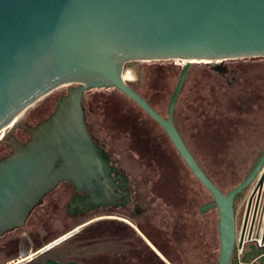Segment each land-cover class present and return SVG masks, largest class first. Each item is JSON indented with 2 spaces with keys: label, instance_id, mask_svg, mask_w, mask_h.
<instances>
[{
  "label": "water",
  "instance_id": "1",
  "mask_svg": "<svg viewBox=\"0 0 264 264\" xmlns=\"http://www.w3.org/2000/svg\"><path fill=\"white\" fill-rule=\"evenodd\" d=\"M254 56H264V0H0V153L7 149L2 139L8 129L20 120L41 119L65 85L77 84L64 104L31 130L28 142L17 143L0 160V235L21 225L58 182L82 188L98 179L108 163L86 129L82 95L89 88H115L161 125L210 192L213 202L200 211L217 206V264H229L236 234L234 198L259 175L258 182L264 181V154L224 193L183 143L173 110L191 63L216 65L212 61ZM166 59L185 62L165 119L127 84L123 68L128 61ZM42 264L84 263L48 258Z\"/></svg>",
  "mask_w": 264,
  "mask_h": 264
},
{
  "label": "flooded vegetation",
  "instance_id": "2",
  "mask_svg": "<svg viewBox=\"0 0 264 264\" xmlns=\"http://www.w3.org/2000/svg\"><path fill=\"white\" fill-rule=\"evenodd\" d=\"M226 60L231 59L216 61V65H212L210 62H199L211 67V73L214 75L213 84L217 87L216 91L209 95L205 92L201 94L200 100L202 102L197 103L195 116L187 112L182 119L174 118L173 110L172 119L173 125L198 166L220 190L222 188L212 176L211 169L207 167L208 164L201 162V158L208 156L216 158V155H211V153L221 152L222 141L224 140L231 142L229 146L231 157H234V145L237 142L264 141V102L260 104L256 102L255 104H258V106L254 108L251 100L253 93L248 92L252 89L254 81L264 86V74L255 72L257 73L255 77L253 71L250 70V72L241 75L242 72L236 70L239 68L236 65L221 63ZM185 79L183 83L186 81ZM76 86L77 84L65 85L58 92L53 103L44 108L46 110L50 107L41 119L36 120L33 118L32 122L24 123L20 120L10 130L8 129L4 134L5 137L3 136L5 139H2L7 149L0 153V160L8 156L17 143L25 144L28 142L32 136L31 130L45 122L53 114L59 102L64 104V100L69 97ZM244 89L247 92H244ZM219 92L223 94V98L220 100L221 104L218 103L215 106V102H212L210 98L214 94L219 97ZM83 95L82 108L86 129L94 144L101 150L108 165L102 169L98 179L93 180L87 187L75 188L74 184L67 180L58 182L32 207L21 225L0 235L9 233V237L0 243V248H9V254L13 253L12 255H14L13 251L16 249L15 242L17 240H19L17 248L19 251L36 244V242L39 245L46 234L42 222L45 209L52 202L55 207L67 202L66 214L68 218L85 219V222L95 218L87 224L94 222L96 224L88 227L86 236L79 237V240L64 249L66 253H70L65 261L57 259L58 261L100 264L94 262L93 255L90 254L88 247L95 238H103L104 240L119 239L125 246L127 245L128 250L121 257L123 264H214L218 262L220 254L218 208L214 205L200 211L203 206L213 202V198L182 159L161 125L149 115V125L146 129L140 126L138 118L126 119L125 122L119 120V128L126 131L127 136L124 135L125 140L115 142L108 133L102 134L103 128H100L98 120L94 117L95 115L93 116L95 111L92 105L89 104L88 106L84 102ZM203 99H206V102ZM190 105V102L186 103V107H190ZM150 106L163 118H167L168 108L165 113L164 110L162 111L154 104H150ZM260 115H262V118H259ZM207 133L211 135L212 139V142L208 145L207 142L205 143ZM148 139L150 145L146 143L147 145L144 146L142 152L149 153V159L144 162V165L137 164L133 157L134 153H139L140 148L143 147L141 144L148 141ZM163 142H166L164 145L167 146L168 144L169 148V154L166 153L165 157L176 156L178 159L173 164L169 158L166 170L162 166L153 165V160L158 161L157 158H164L161 151V143ZM115 144H119L125 149L120 150V152ZM9 147L11 148L10 152ZM211 148H213L212 151ZM243 164L237 165L234 162L233 165V171L241 174L239 181L243 180ZM218 166L219 162L214 160V169ZM215 171L214 173H218ZM261 173L264 174V169ZM190 174L194 176L196 181H187ZM259 176L246 187L249 195L245 199L246 192L239 202L240 204L242 200H246V203L243 204L244 207L238 209L239 204L237 206L233 205L236 234L231 257L236 254L241 264H244L240 259L245 252L253 255L251 261L246 264L256 262L264 264V260H262L264 259V181L259 183ZM59 186H62L58 190L59 195L55 194L56 196H53L52 192ZM206 192L210 196L209 200H205ZM61 195L66 196L67 199L61 200ZM45 201L48 205H45ZM242 208L243 217L241 218ZM31 216L33 220H40L38 223H41L36 232L34 230L30 231L29 227L23 228ZM113 220H119V230L108 226L102 228L101 222H111ZM82 223L84 221L68 228L53 240L78 226L81 228ZM79 231L69 235L68 238ZM32 234H36L37 240L31 239ZM41 248L39 246L36 251ZM36 251L33 250L32 253ZM46 251L37 253L28 259L29 264H39L45 258ZM20 253L24 254L23 251ZM108 261L111 262L110 259Z\"/></svg>",
  "mask_w": 264,
  "mask_h": 264
},
{
  "label": "rangeland",
  "instance_id": "3",
  "mask_svg": "<svg viewBox=\"0 0 264 264\" xmlns=\"http://www.w3.org/2000/svg\"><path fill=\"white\" fill-rule=\"evenodd\" d=\"M184 62L185 61L177 60V59L128 61L124 64V68H123V74L126 75V78L124 80L128 84L133 85L135 89L143 96V98H145L150 104H154L162 111L164 110L166 113V105L168 98L171 94L173 87L175 86L179 72L183 67ZM221 63L222 64L226 63L225 65L231 64L232 66L236 65L237 67H239L236 70H241L242 72L241 75H244L248 71L250 72V70L253 71L255 77L257 76V73L255 72H258L259 74H264V57H249L244 59L237 58V59L226 60ZM189 69L191 70V74L188 79V82L186 83L181 99L177 105L176 117L178 119H182L187 112H190L191 114L194 115L196 112L195 107L197 103L202 102L200 100L201 94H203L204 92L206 94L208 93V95L212 94V92L216 91L215 89L217 88L213 84L214 75L213 73H211V67L203 63L201 64L199 62H193L191 63ZM257 84L259 85L257 86ZM261 85L262 84H260L259 82L254 81V83L252 84V89L248 91L250 93H253V95H251L252 96L251 100L254 108H257L256 106H258V104H255L256 102H258L259 104L261 102H264V86ZM243 91L247 92L246 89H244ZM222 95L223 94L222 93L220 94L219 92V97H217L216 94H214L213 97L210 98L212 102L213 101L215 102V106L218 105V103L221 104L220 100L223 98ZM83 99L88 106L89 104L92 105V108L95 111L93 116L95 115L94 117L98 120V124L100 128H103L102 134L108 133L110 138L115 142L125 140L124 135L127 136V134H125L126 131L119 128L120 127V122H118L119 120H124L125 122L126 119L133 120L135 118H138L139 120L138 122L140 123V126L142 128L146 129V127H148L149 125L148 119H150V117L135 102H133L123 93H121L120 91L114 88H89L85 90ZM203 101L206 102V99L205 100L203 99ZM187 102H190L192 107L191 105L190 107L188 106L186 107ZM185 107H186V111H185ZM259 118H262V115H260ZM180 123L182 124V122ZM105 130H107L108 132H106ZM206 142L207 145L212 142L211 135H209L208 133L206 135L205 143ZM146 143L150 145L149 139L148 141L141 144V146L143 147L140 148L141 151H139V153H134L133 157L135 158L137 164L144 165V162L149 159V153L142 152L144 151V146L147 145ZM165 143L166 142L161 143L162 145L161 151L163 152L162 154L164 158H157L158 161H156V159L153 160V165L162 166L164 170H166V167L169 164V158L170 160H172L173 164L174 162L176 163L178 161L176 156L175 157L171 156L169 158L165 157L166 153H168L169 150L168 144L166 146L164 145ZM230 143H231L230 141L228 142L225 140L222 141L221 152L216 151L214 153H211V155L214 156L216 155V158L214 157L212 158L211 156H208L201 158L202 161L200 160L202 163L204 162L208 164L207 167L211 169L212 176L214 177L218 185L222 188V190H228L234 185H236L239 182L241 176L239 172L233 171L235 157L233 156L231 157L232 154L229 149ZM116 146L119 148L118 151L125 149V147L121 145L119 146V144ZM169 147H170V143H169ZM212 149L213 148H211V151ZM130 151H132V149H130ZM214 160L216 162H219V166L216 169H214ZM214 170H216L215 172L218 173H214ZM187 181L193 182L196 180L194 176L190 174ZM61 187L62 186H59L57 189H55L52 192V195L54 194L53 196H56L55 194H58V190L61 189ZM246 192L247 191H245V193ZM248 195H249V191L245 195V199L247 198L246 196ZM60 198L61 200L67 199L66 196L64 195H61ZM209 199L210 196L208 192H206L205 200H209ZM66 203L64 204L61 203L57 207H55L53 202L50 203L49 205L46 202L45 205L48 206L45 209V214L42 215V222L44 224V228L46 231L44 240L40 242L38 241L39 245H37L36 242V244H33L32 246L29 247H25L24 250H20V251L19 249H17L19 242V240H17L15 242L16 249L15 251H13L14 255H12L13 253L9 254V248L6 247L0 248V264H29L28 262L29 258L26 257H29L33 252V250L36 251L37 248H39V246L43 247L45 244L51 243L50 241L53 240V238H56L57 236H59V234H61L68 228L75 226L77 223L81 221H84V223L81 224L82 227L79 228L78 230L96 224V222L87 224L92 222L95 218H91L89 221L86 222L85 219L77 220V219L68 218L66 214ZM244 203H246V200L245 201L242 200V202L238 205V209H240V207H244L243 206ZM32 216L29 218V220L26 222V226H24L23 228L29 227L30 231L34 230V232H36L39 224L41 223H38V221L40 220H33ZM242 217H243V208L241 210V218ZM118 221L119 220H113L111 222H101L100 224L102 225V228L108 226L110 228H115L119 230ZM78 230H76L75 232H77ZM35 235L36 234H32L30 236L31 239L37 240ZM8 237H9V233L0 236V243ZM68 237L69 236L54 243L52 246L48 248L53 247L54 250L60 251L62 249L68 248L72 243L79 240L77 234L69 238L68 240L63 241ZM206 248L208 249V247ZM88 250L89 252H91L90 254L93 255L94 262L100 264H119L122 261L121 257H123V254L126 253L128 248L127 245L125 246L119 239L104 240L103 238H98V239L95 238L92 244L89 245ZM22 251L24 252V254L20 253ZM200 251H201V246H200ZM109 259L111 260V262L108 261ZM121 264H123V262H121ZM254 264H259V262H256Z\"/></svg>",
  "mask_w": 264,
  "mask_h": 264
},
{
  "label": "trees",
  "instance_id": "4",
  "mask_svg": "<svg viewBox=\"0 0 264 264\" xmlns=\"http://www.w3.org/2000/svg\"><path fill=\"white\" fill-rule=\"evenodd\" d=\"M202 64V63H201ZM180 73V72H179ZM190 74H191V70L188 69L187 71V75H186V81L183 83L181 89H180V92H179V95H178V98L176 100V103H175V107H174V118H176V112H177V105H178V102L180 101L181 99V96H182V93L184 91V88L186 86V82L188 80V78L190 77ZM128 84V83H127ZM176 84V83H175ZM133 90H135L139 95H141L133 85L131 84H128ZM175 87V86H174ZM174 87L171 91V94L168 98V101H167V105H166V109L168 108V104H169V101H170V98L172 96V93L174 91ZM115 89V88H114ZM117 90V89H116ZM119 91V90H118ZM122 93V92H121ZM125 95V94H124ZM126 96V95H125ZM142 96V95H141ZM143 97V96H142ZM129 98V97H128ZM130 99V98H129ZM145 99V98H144ZM146 100V99H145ZM133 101V100H132ZM147 101V100H146ZM134 102V101H133ZM148 102V101H147ZM234 157H235V163L237 165H241L243 164L244 162V171L242 173V179H244L249 173L250 171L252 170V168L254 167V165L256 164V162L258 161V159L260 158V156L262 155V153H264V141H240V142H237L235 143L234 145ZM252 153V155H251ZM241 179V180H242ZM241 181H239L238 183H240ZM237 183V184H238ZM236 186V185H234ZM233 186V187H234ZM233 187H231L230 189L228 190H222V192L224 193H228ZM245 191H247V188H244L242 191H240L234 198V203L233 205L234 206H237L240 202V200L242 199V197L244 196L245 194ZM83 222V221H82ZM81 222L77 223V224H80ZM88 230V227L87 228H83L82 230H80L77 234H78V237H81V236H86V232ZM75 234V235H77ZM73 237V236H72ZM71 238V237H70ZM69 239V238H68ZM67 239V240H68ZM66 241V240H65ZM66 249V248H65ZM63 251H56L54 250L53 248H49L47 249L46 253H45V258L44 259H47V258H52V259H59V260H64L67 259V255L70 254V253H66V251L64 249H62ZM256 252V251H254ZM235 253V252H234ZM253 254H256V253H253ZM253 258V255H250L249 253H246L241 257L240 261L243 262L244 264H246L247 262H250L251 259ZM43 259V260H44ZM43 260H41V262H39V264H42L43 263ZM214 264H217L214 263ZM229 264H241L239 263L237 257H236V254H233V256L231 257L230 261H229Z\"/></svg>",
  "mask_w": 264,
  "mask_h": 264
},
{
  "label": "bare ground",
  "instance_id": "5",
  "mask_svg": "<svg viewBox=\"0 0 264 264\" xmlns=\"http://www.w3.org/2000/svg\"><path fill=\"white\" fill-rule=\"evenodd\" d=\"M182 61H185V60H182ZM219 61V60H218ZM206 62V61H205ZM212 62H216V61H212ZM123 78L125 79L126 78V75L123 74Z\"/></svg>",
  "mask_w": 264,
  "mask_h": 264
}]
</instances>
